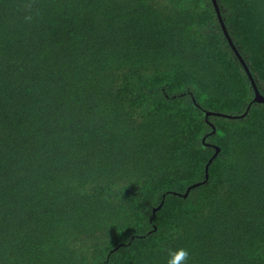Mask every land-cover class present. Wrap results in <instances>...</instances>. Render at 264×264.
Masks as SVG:
<instances>
[{"label": "trees", "instance_id": "obj_1", "mask_svg": "<svg viewBox=\"0 0 264 264\" xmlns=\"http://www.w3.org/2000/svg\"><path fill=\"white\" fill-rule=\"evenodd\" d=\"M216 3L264 96V0ZM253 96L211 0H0V264H264Z\"/></svg>", "mask_w": 264, "mask_h": 264}, {"label": "water", "instance_id": "obj_2", "mask_svg": "<svg viewBox=\"0 0 264 264\" xmlns=\"http://www.w3.org/2000/svg\"><path fill=\"white\" fill-rule=\"evenodd\" d=\"M211 3L213 5V8H214V11L216 13V17H217V20H218V23H219V26L221 28V31L223 33V35L225 36L226 38V41H227V44L229 45L230 49L232 50L235 58L239 61L243 71L245 72L249 82H250V85H251V88L253 90V100L251 103H257V104H264V96H262L259 91H258V88H257V85L248 69V67L246 66L244 60L241 58V56L239 55V52L237 51V49L235 48V46L233 45L231 39H230V36L228 35L227 33V30L224 26V23H223V20L221 18V15H220V12H219V9H218V6H217V3H216V0H211ZM249 108V107H248ZM210 114H213V113H210V112H207L205 114V117L209 116ZM246 114V113H245ZM244 115H241V116H229V115H225V114H220V113H215L214 115H217V116H220V117H225V118H228V119H238V118H242L245 116ZM210 126L213 128V126L210 124ZM212 134L214 133V129L212 130L211 132ZM204 143V139L202 141ZM214 147L215 149V153L212 155L211 159L208 161V163L206 164L205 166V177L207 178V171H208V166L209 164L211 163L212 159L216 157V155L219 153V148L216 147V146H212ZM197 184H194L192 185L191 187H195ZM190 187V188H191ZM189 191V188L187 189L186 193L184 194V196L187 195ZM161 207V204L153 210V212H155L156 210H158L159 208Z\"/></svg>", "mask_w": 264, "mask_h": 264}, {"label": "clouds", "instance_id": "obj_3", "mask_svg": "<svg viewBox=\"0 0 264 264\" xmlns=\"http://www.w3.org/2000/svg\"><path fill=\"white\" fill-rule=\"evenodd\" d=\"M189 259L190 253L186 248L181 247L167 250L166 264H189Z\"/></svg>", "mask_w": 264, "mask_h": 264}]
</instances>
